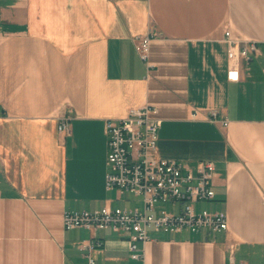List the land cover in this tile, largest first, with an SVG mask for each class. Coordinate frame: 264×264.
Here are the masks:
<instances>
[{
	"label": "crops",
	"instance_id": "1",
	"mask_svg": "<svg viewBox=\"0 0 264 264\" xmlns=\"http://www.w3.org/2000/svg\"><path fill=\"white\" fill-rule=\"evenodd\" d=\"M227 29L259 47L237 82ZM149 33L144 61L134 39ZM147 105L163 120L161 158L215 164L216 197L195 207L227 213L229 228L154 230L134 260L130 234L66 229L64 215L120 207L105 120ZM90 259L264 264V0H0V264Z\"/></svg>",
	"mask_w": 264,
	"mask_h": 264
},
{
	"label": "built area",
	"instance_id": "2",
	"mask_svg": "<svg viewBox=\"0 0 264 264\" xmlns=\"http://www.w3.org/2000/svg\"><path fill=\"white\" fill-rule=\"evenodd\" d=\"M154 37L149 33L134 39L136 50L144 61H148ZM224 41L228 45V80L237 82L242 63L252 60L258 53V43L235 37L231 29L225 31ZM158 115L156 107L147 105L130 108L123 117L105 120L109 148L107 189L140 196L143 206H104L95 210L66 212L64 215L66 229H111L130 234L129 250L134 260L145 258V245L150 239L151 228L171 234L183 230L217 233L229 228L227 213L195 207L198 202L212 201L216 197L213 189L215 164L201 162L196 170H191L176 160L161 158L158 149L163 120ZM217 116L218 111L212 112L211 119L215 121ZM224 125H228V121ZM58 131L64 136L71 135L70 117H59ZM160 203L169 204L173 210L158 211ZM101 245L95 242L86 248L93 250ZM90 263L95 262L90 259ZM230 264H234L232 259Z\"/></svg>",
	"mask_w": 264,
	"mask_h": 264
},
{
	"label": "rangeland",
	"instance_id": "3",
	"mask_svg": "<svg viewBox=\"0 0 264 264\" xmlns=\"http://www.w3.org/2000/svg\"><path fill=\"white\" fill-rule=\"evenodd\" d=\"M120 201L121 202L119 203V205L122 206V207L127 206L129 208H133V207H142L143 206V202H142V199H141L140 196L136 197L135 195L130 194L128 192H125L122 195V198H121ZM157 209H158V211H161V210L171 211V210H173L172 207H170L169 204H164V203H160L159 205H157ZM201 209H204V208L201 207ZM153 231H154V229L151 228L149 230V234H151Z\"/></svg>",
	"mask_w": 264,
	"mask_h": 264
}]
</instances>
